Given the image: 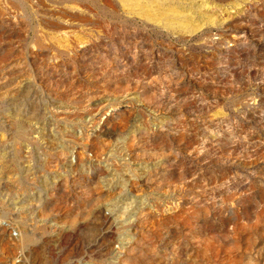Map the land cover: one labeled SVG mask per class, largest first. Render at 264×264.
<instances>
[{
  "label": "rangeland",
  "instance_id": "1",
  "mask_svg": "<svg viewBox=\"0 0 264 264\" xmlns=\"http://www.w3.org/2000/svg\"><path fill=\"white\" fill-rule=\"evenodd\" d=\"M0 264H264V0H0Z\"/></svg>",
  "mask_w": 264,
  "mask_h": 264
}]
</instances>
